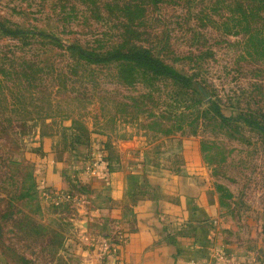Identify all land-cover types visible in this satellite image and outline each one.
Wrapping results in <instances>:
<instances>
[{"label": "rangeland", "instance_id": "rangeland-1", "mask_svg": "<svg viewBox=\"0 0 264 264\" xmlns=\"http://www.w3.org/2000/svg\"><path fill=\"white\" fill-rule=\"evenodd\" d=\"M0 22L25 30L0 28V264L114 263L76 159L138 169L128 204L195 176L207 264H264V1L0 0ZM76 46L147 49L191 82Z\"/></svg>", "mask_w": 264, "mask_h": 264}, {"label": "crops", "instance_id": "crops-1", "mask_svg": "<svg viewBox=\"0 0 264 264\" xmlns=\"http://www.w3.org/2000/svg\"><path fill=\"white\" fill-rule=\"evenodd\" d=\"M78 163L76 159V179L89 188L81 203L88 210V220H95L102 229L106 224L108 231L119 227L114 234L118 241L113 264L208 263L203 255L206 241L199 233L215 204L195 176H158L154 182L159 185L157 193L148 187L144 193L134 194L128 204L126 176L137 174L138 169L110 168V162L97 161L87 171L79 169Z\"/></svg>", "mask_w": 264, "mask_h": 264}, {"label": "trees", "instance_id": "trees-1", "mask_svg": "<svg viewBox=\"0 0 264 264\" xmlns=\"http://www.w3.org/2000/svg\"><path fill=\"white\" fill-rule=\"evenodd\" d=\"M264 1V0H262ZM0 28L7 33H10L14 36H19L21 34H24L25 30H9L3 26V24L0 22ZM42 35H44L43 32H41ZM76 50L80 51L82 53L83 57L90 60V61H111V60H118V61H125L128 63H135L139 64L141 66H145L149 69H151L154 73L170 77L174 80L180 81L184 84H187L190 81V78L183 76L180 74L175 68L170 66L169 64L162 61L160 58L153 56L147 49L139 48V49H133V50H120L118 48H115L106 54H96L94 52H87L80 48L79 46L74 47ZM218 114L221 117H227L223 114V112L219 109ZM246 122L250 123L255 126H259V124L252 119L246 118ZM263 131L264 128L260 127Z\"/></svg>", "mask_w": 264, "mask_h": 264}]
</instances>
